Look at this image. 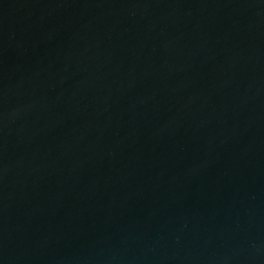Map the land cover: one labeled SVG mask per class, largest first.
Here are the masks:
<instances>
[{
    "label": "water",
    "instance_id": "1",
    "mask_svg": "<svg viewBox=\"0 0 264 264\" xmlns=\"http://www.w3.org/2000/svg\"><path fill=\"white\" fill-rule=\"evenodd\" d=\"M0 264H264V0H0Z\"/></svg>",
    "mask_w": 264,
    "mask_h": 264
}]
</instances>
